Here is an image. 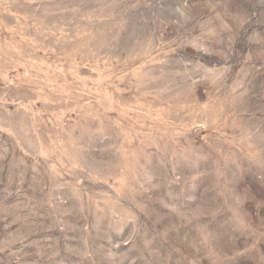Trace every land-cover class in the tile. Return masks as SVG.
Wrapping results in <instances>:
<instances>
[{"label": "rangeland", "instance_id": "obj_1", "mask_svg": "<svg viewBox=\"0 0 264 264\" xmlns=\"http://www.w3.org/2000/svg\"><path fill=\"white\" fill-rule=\"evenodd\" d=\"M0 264H264V0H0Z\"/></svg>", "mask_w": 264, "mask_h": 264}]
</instances>
